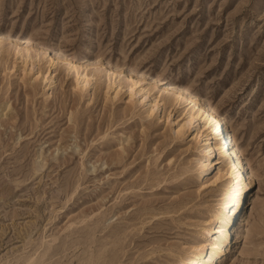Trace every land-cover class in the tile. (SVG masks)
Returning <instances> with one entry per match:
<instances>
[{
  "label": "rangeland",
  "instance_id": "obj_1",
  "mask_svg": "<svg viewBox=\"0 0 264 264\" xmlns=\"http://www.w3.org/2000/svg\"><path fill=\"white\" fill-rule=\"evenodd\" d=\"M149 77L233 129L258 198L223 264H264V0H0V264H177L202 239L224 179L195 178L182 103L146 116Z\"/></svg>",
  "mask_w": 264,
  "mask_h": 264
},
{
  "label": "bare ground",
  "instance_id": "obj_2",
  "mask_svg": "<svg viewBox=\"0 0 264 264\" xmlns=\"http://www.w3.org/2000/svg\"><path fill=\"white\" fill-rule=\"evenodd\" d=\"M55 57L58 60L59 57ZM149 78L159 85V94L148 103L146 116L155 114L161 100L169 104L182 103L183 121L174 129V133L182 134L187 129L192 130L190 139L197 142L193 158L195 178L204 184L208 180L210 167L218 164L213 182L224 179L225 196L222 202L217 209L209 210L208 218L197 227V234L202 239L191 244L185 254L177 255L176 263L223 264L248 228V218L258 198L255 189L257 173L244 160L241 148L234 141V131L224 116L216 114L208 102L200 100L188 89L172 86L169 80ZM86 81L84 78V84ZM148 93L143 88L141 101L148 100ZM213 155L215 158H211ZM218 222L221 224L217 225Z\"/></svg>",
  "mask_w": 264,
  "mask_h": 264
}]
</instances>
